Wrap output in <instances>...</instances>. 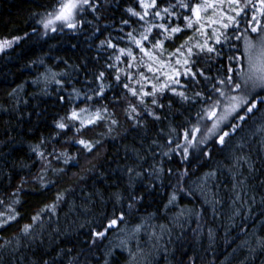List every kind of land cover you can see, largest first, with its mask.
I'll list each match as a JSON object with an SVG mask.
<instances>
[{
  "label": "trees",
  "instance_id": "obj_1",
  "mask_svg": "<svg viewBox=\"0 0 264 264\" xmlns=\"http://www.w3.org/2000/svg\"><path fill=\"white\" fill-rule=\"evenodd\" d=\"M168 2L176 0H165L163 6ZM57 6L58 0H0V42H13L0 53V213L12 215L14 210L19 214L0 228V264H43L54 257H58L56 264H103L105 258L109 264H188L190 257L195 264H264V137L252 135L264 125V106L225 146L210 139L206 147L211 149V159L191 156L182 163L174 152H170L169 159L163 153L174 147L177 133L196 123L202 105L200 101L184 102L166 91L157 94L164 108H156L148 97L146 104L138 105L141 114L130 118L124 97L133 103L137 98L131 97L121 83L139 88L136 67L142 53L126 33L138 35L142 22L126 9L141 11L138 0H103L97 13H83L81 18L91 24L86 22L77 29L60 27L55 32L45 30L40 21ZM175 11L183 14L185 10ZM169 19L172 26L184 27L183 20ZM123 20L130 24H122ZM193 32L187 30L173 42H166L168 52ZM109 38L118 48H131L136 61L121 57L117 62L118 48L100 47L101 41ZM231 43L242 51V41ZM235 51L225 45L223 59L217 62L227 63V56ZM129 63L134 67L129 69ZM107 64L114 67L109 69ZM244 64L246 70V60ZM121 69L133 79L127 80ZM101 71L105 73L104 83L111 87L104 97H96V75ZM139 71L150 78L153 75L143 66ZM116 74L121 76V83L114 80ZM209 74H217L215 62ZM182 82L186 80L182 78ZM143 83L145 90L151 91V83L157 81ZM193 91L189 86L187 94L192 96ZM87 96L94 98L88 100ZM103 107L108 109L103 121L79 134L72 130L76 122L67 117L73 109L95 111ZM144 109L153 110L161 119L155 120ZM62 118L70 125L68 130L56 127ZM111 120L117 124H111ZM201 127L203 130V123ZM169 138L174 141L171 146L167 144ZM78 139L99 143L87 152L75 142ZM237 144L244 147L238 149ZM234 156L248 157L253 167L243 160L235 167ZM67 157L75 159L65 164ZM153 166L173 171H165L156 180L147 175ZM130 167L145 172L144 177L135 180L134 187H129ZM184 168L188 175L178 185ZM209 172L215 175L204 179ZM134 193L143 199L129 214L126 205ZM173 193L178 199L169 205ZM114 194L123 199L117 203ZM53 204L54 212L42 211ZM114 209L124 210L126 222L111 229L102 243L92 246L93 229L100 230ZM37 213L41 219L34 221ZM140 224L143 228L134 232ZM25 225H32L29 235L22 232ZM109 248L113 252L105 256ZM74 257L78 262L73 261Z\"/></svg>",
  "mask_w": 264,
  "mask_h": 264
},
{
  "label": "snow or ice",
  "instance_id": "obj_2",
  "mask_svg": "<svg viewBox=\"0 0 264 264\" xmlns=\"http://www.w3.org/2000/svg\"><path fill=\"white\" fill-rule=\"evenodd\" d=\"M102 2L103 0H58V6L52 12L47 13L46 18L42 19L40 23L45 29H50L53 32L57 30V22L61 26L71 29L82 28L86 22L92 23L81 18L85 10L95 14ZM164 4L165 0H138L141 11L131 7L126 9L132 17L137 18L138 22H142L140 30H137L138 35H133V31L126 33L130 43L142 53L140 62L136 67V75L138 76L136 84L139 85V88L131 87L129 83H121L119 74L114 75V80L121 83V87L127 89L131 97L137 98V103H133L129 97H124L130 118L133 119L141 114L138 111V105L146 104V98L148 97L152 98L151 103L156 108H164V104L159 103L157 99L158 93L163 95L166 91L171 92L184 102L195 103L200 101L202 106L200 111L196 113V123L183 128L182 131L177 133L174 147L170 148L169 152L163 153V155L171 159L170 152H174L181 158L182 163L187 162L191 156L211 159V149L206 147L208 141L211 139L215 144L221 147L225 146L229 142V138L235 136L238 132H242L248 121L256 113L261 112L262 106H264V0H176L175 3L168 2L167 6H163ZM177 8L185 10L184 13L177 14L175 11ZM149 16L154 19H147ZM169 18L183 20L185 22L184 27H180L179 24L172 26ZM156 20L160 22H155ZM122 24L129 25L130 21L123 20ZM242 24L244 25L243 28H241ZM154 30H156L155 35H153ZM187 30H194L193 35L187 36L183 43H180L173 51L168 52L165 43L173 42L178 34ZM251 34L256 35L253 37ZM230 41H242V51L237 44H230ZM12 43V41L7 40L0 42V52L6 47H11ZM225 45H229L236 51L228 55L227 63L222 65L217 61L223 59L222 53ZM100 47L117 49L118 45L112 43L111 38H109L101 41ZM256 51H259L258 57L254 56ZM118 52L119 54L115 56L117 62L121 61V57L136 61V56L131 48H118ZM165 53H167L166 57ZM245 60L247 61L246 70ZM198 62L205 64L206 67H200ZM214 62L217 74L213 76L209 73L212 71ZM140 66L145 67L147 72L152 73V77L150 78L140 72ZM106 67L111 69L114 64H107ZM133 67L132 63L128 64L129 69ZM221 67L224 69L222 73L220 72ZM121 72H124V70L121 69ZM124 75L129 81L133 79L132 74L128 72H124ZM161 77L164 79L159 82ZM182 78L186 82H182ZM153 79L157 83H151V91L145 90L146 84L143 82H150ZM96 80L98 86L94 90V94L96 97H104L105 91L111 85L104 83L105 73L103 71L96 75ZM201 81L204 83L201 84ZM56 82L60 83V81ZM189 86H192L194 90L192 96L187 94ZM197 86L201 90L196 91ZM178 88L182 90H178ZM93 98V96H87L88 100ZM168 106L171 107V104ZM144 111L157 121L161 119V116L156 115L153 110L144 109ZM107 112L106 107L95 111H90L88 108H80L79 111L73 109L67 120L76 122L71 127L79 134L83 129L103 121ZM208 121L211 122L210 125L207 123ZM136 123L139 124L140 122L136 121ZM111 124L115 125L117 121L111 120ZM56 127L61 130H68L70 125L65 123L62 118L61 121L57 122ZM172 132H176V129L173 128ZM257 133L264 137V125L256 128L252 135L255 136ZM75 142L83 146L87 152H92L96 144L99 143V141L93 142L85 139H78ZM173 143V139H167L168 145L171 146ZM261 143L264 144V139L261 140ZM236 147L242 149L244 145L237 144ZM33 150L35 151V149ZM61 155L67 156L65 153ZM39 156L43 157L44 153L40 152ZM57 158L59 159V157ZM73 159L75 158L67 157L64 163L68 164ZM233 159L235 160L234 166L237 168L240 166L241 160L248 163L249 168L253 167L246 156H234ZM76 162L79 163V161ZM165 171L171 174L173 169L168 168L165 170L163 166H153L147 171V175L160 180ZM127 175L129 177V187H134L135 180L144 177L145 172L130 167L127 169ZM187 175L188 169L184 168L183 172L179 174L177 184H181L183 177ZM214 175L215 172H209L204 179ZM233 179H235V176ZM154 186L150 185V187ZM22 187L23 181L20 185V188ZM42 187H47V185H42ZM181 191H184V189L181 188ZM186 194L192 195V192ZM201 194L203 195V189H201ZM13 195H16V193H13ZM114 195L117 203L123 199L120 194ZM60 199L61 196L58 194L57 200ZM129 199L131 202L127 203L126 207L128 213L131 214L135 209V204L142 200L143 196L134 193L130 195ZM177 199L178 197L173 193L168 201L169 205L174 204ZM16 202L19 203V201ZM205 202H207V199ZM2 203L3 201L0 200V204ZM55 208L56 205L53 204L46 206L42 211L54 212ZM18 215L14 210L12 215L0 213V217H3L0 228H4L10 221L15 220ZM181 215H183V212H181ZM32 219L34 221L40 220V213H37ZM125 222L124 210L114 209L112 217L100 230L93 229L90 238L91 245L96 246L98 242L102 243L107 239L111 229H116ZM143 226V224L136 225L134 232L138 233ZM163 227L161 226V228ZM31 229L32 225H25L22 232L29 235ZM69 251L71 250L69 249ZM112 252L113 249L109 248L105 256L111 255ZM57 259L58 257H54L51 262L44 261L43 264H56ZM73 261L78 262V257H74ZM70 264H73V262H70ZM103 264H109L107 258L103 260ZM188 264H195V260L190 257Z\"/></svg>",
  "mask_w": 264,
  "mask_h": 264
},
{
  "label": "rangeland",
  "instance_id": "obj_3",
  "mask_svg": "<svg viewBox=\"0 0 264 264\" xmlns=\"http://www.w3.org/2000/svg\"><path fill=\"white\" fill-rule=\"evenodd\" d=\"M60 27H62V28H67L66 26H61V24L59 23V22H57V24H56V28H57V30H58V28H60ZM44 28V27H43ZM45 29V28H44ZM67 29H71V28H67ZM45 30H48V31H51L50 29H45ZM6 49V48H5ZM5 49L3 50V51H5ZM2 51V52H3ZM2 52H0V53H2ZM259 51H256V52H254V56H259V54H257Z\"/></svg>",
  "mask_w": 264,
  "mask_h": 264
}]
</instances>
